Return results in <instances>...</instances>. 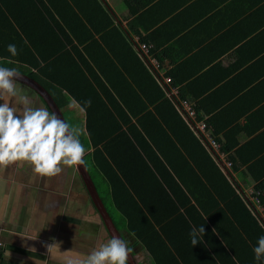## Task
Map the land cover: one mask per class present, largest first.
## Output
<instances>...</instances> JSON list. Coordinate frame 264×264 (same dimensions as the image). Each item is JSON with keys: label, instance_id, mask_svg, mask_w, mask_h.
Segmentation results:
<instances>
[{"label": "trees", "instance_id": "trees-1", "mask_svg": "<svg viewBox=\"0 0 264 264\" xmlns=\"http://www.w3.org/2000/svg\"><path fill=\"white\" fill-rule=\"evenodd\" d=\"M232 1H236L233 10L237 18L225 20L230 12L222 9L225 4L206 13L212 14L211 22L217 24L215 34L220 33L214 40L227 52L246 54L235 68L247 70L220 85L223 90L234 84L239 87L215 103L206 102L209 92L193 80L191 60H186L184 67L177 64L165 71V76L173 79L169 87L151 64V58L161 67L167 64L163 58L167 48L159 53L157 39L164 22L184 23V28L189 27L184 33L200 23V19L185 21L192 14L187 6L151 12L149 7L156 0H124L134 17L125 29L117 24L106 0H25L27 7L23 0H0V13L7 23L0 34V60L10 68H27L28 76L50 92L64 113V101H74L84 109L85 134L94 148L92 159L97 165L101 162L99 170L111 186L110 196L103 198L110 201L106 207L111 215L119 209L126 226L114 221L117 227L122 225L133 233L157 264H190L187 254L178 250L175 239L179 236L183 248L194 245L200 253L208 251L212 264H229L225 253L231 264H264V219L251 198L259 192L264 203V169L255 176L258 183L252 193L231 172L232 167L238 170L247 165L252 170L262 163L252 151L258 141L256 132L263 125L262 121L256 123L260 118L256 106L264 103V0H245L242 6L243 0H228L226 4ZM20 6L27 16L19 14ZM146 17L149 20L144 25ZM141 30L148 34L144 36ZM141 44L150 47L149 57ZM209 67L207 73L222 65L219 61ZM253 72L257 75L248 79V84L238 79ZM172 87L178 89V98ZM180 100L192 105L199 120L206 118L232 161L231 168L220 169L218 158H213L179 111ZM260 108L264 117V107ZM243 118L255 128L248 132L251 140L239 146ZM146 167L148 176L144 175ZM130 172L138 173L137 180L145 182L149 193L136 197L129 191L134 181ZM151 197L168 205L166 215L158 217L159 210L148 206ZM179 219L187 226L184 230ZM198 228L204 231L207 247L194 233ZM2 249L3 243L0 256Z\"/></svg>", "mask_w": 264, "mask_h": 264}, {"label": "crops", "instance_id": "crops-1", "mask_svg": "<svg viewBox=\"0 0 264 264\" xmlns=\"http://www.w3.org/2000/svg\"><path fill=\"white\" fill-rule=\"evenodd\" d=\"M106 1L118 18L117 24L129 29L134 17L130 15L129 8L124 0ZM156 1L157 3H153L149 7L151 12L154 10L160 12L177 11L178 9H173L181 5L182 7H188L186 10L192 13L189 16L198 14L195 21L200 19V23L191 30L184 33L182 31L184 23L168 21L161 26V33L158 34L157 39L161 43V50L167 47L168 49L172 48L168 55L176 61L174 65L180 61L191 60L192 76H195L193 80H197L200 83L198 85H204L205 93L209 92V99L206 102L215 101V103H218L228 96L229 91H236L239 87L238 84L231 85L225 90H223L224 87L221 89L220 85L247 70L243 69L244 66L238 68V70L235 68L241 59H246V54L239 56L234 51L227 52L220 61L223 67L207 73L206 70L210 69L209 65L213 63L212 60L206 59L202 54L199 57L194 56L193 51L188 57H184L185 53H183L192 49L193 46L194 54H197L198 51L203 50L202 45L199 44H209L211 42L205 35L214 33L217 24L209 20L202 21V16H205L204 13H212L225 4L222 9L225 8L224 12L230 11L225 17V20L229 21L239 16L233 10L236 1H232L228 5L226 4L228 0L223 3L221 0ZM115 2L123 3L125 7H117ZM191 2L194 3L188 6ZM248 2L254 3L255 1L248 0ZM244 3L245 0L241 2V6L245 5ZM133 5L135 6L134 2ZM213 5L217 6L213 7ZM23 6L27 7L25 0H23ZM15 7L18 9L17 5ZM19 8V14L26 15V10L21 6ZM149 17L142 20L144 25H146L145 20H149ZM185 21L192 22L193 20L188 18ZM5 27H7V23H5V19L0 13V34ZM146 33H144V36ZM173 36L174 38L175 36L179 37L173 40ZM138 37L134 36L136 41ZM182 37H185L184 41H182ZM45 51L47 52V49ZM255 75L257 74L253 72V74L238 79L248 84V79ZM23 86L30 89V94L27 91L24 92L11 87L8 91L9 94L3 91V97L5 98L0 100L5 104L4 107L0 105V110L3 112V114H0V240L3 243L0 256L2 257L1 264H114V260L118 261V249L115 246V240L104 226L102 215L89 195L87 184L79 170V166L75 163L70 148L68 147L69 151L66 152L64 144H56L50 136V131L55 129L56 126L58 128L56 117L52 115L53 113H50V107L42 99L40 101L39 94L36 91L24 84ZM248 87L255 102V95L250 85ZM12 92L16 95L13 96ZM56 94L58 97L61 96L57 92ZM8 96H11V98H8L11 101L7 100ZM12 103L14 104L13 107L16 108L15 110H12ZM6 107H10V109ZM62 107L66 109L65 113L71 119L78 114L84 115L83 110H78L77 104L72 106L71 103L66 104L64 101ZM256 107H258L257 115L260 116L256 123L262 121L263 125L256 132V140L258 141L255 146L253 145L252 153L256 151L257 155L255 156L257 158L261 157L262 163H259L260 165L252 170H249L247 165H242L238 170L233 167L231 169L240 185L249 193H252L253 188L258 183L255 176H259L262 172L260 170L264 169V117L259 114L262 111L260 107H264V103H260ZM44 118L47 119L48 123L45 124L41 120ZM83 122L85 123V115ZM186 122L188 123V121ZM241 124L244 127L238 135L240 139L239 146L243 145L244 141L251 140L252 136L248 132L255 128L252 127V123L246 122L245 118L241 120ZM188 125L193 130L189 123ZM84 139H88V136L86 135ZM210 153L215 159L214 154ZM89 155L91 156V153ZM225 158H228V154ZM86 160L88 167L91 169L89 157ZM218 165L221 170H224L221 164ZM93 167L101 169V162L100 165L95 164ZM130 174L133 175L132 179L134 181L131 186H128L129 191L136 197L149 193L145 182L142 183L137 180L138 173L130 172ZM144 175L148 176L147 167ZM94 182L98 187V191L101 185L105 190L104 196H110L112 191H110L111 186L109 184L105 189L99 180L94 178ZM99 194L101 195L100 191ZM104 196L101 195L102 199ZM148 206L151 209L159 210L158 217L167 213L168 205L161 201L157 202L152 197ZM148 215L151 217V213ZM240 215L242 214L240 213ZM111 216L114 221H119L126 226V219L123 216L115 213H112ZM194 218L197 220L198 217L195 216ZM179 221L184 230L187 227L186 224L180 219ZM128 231L124 227L121 233L126 243L133 246L132 250L135 251L136 260L140 264H149L147 261L152 257L153 264H157L154 256L141 243H138ZM203 232L198 228L194 233L199 234L207 247L202 235ZM182 238L179 236L175 239V242L178 244L180 253L185 252V255L187 254L190 264H212V260L208 257L211 254L208 251L203 249V252L200 253L198 247L194 245L183 248L184 241ZM225 259L231 264L226 253ZM249 261L246 260V262Z\"/></svg>", "mask_w": 264, "mask_h": 264}, {"label": "rangeland", "instance_id": "rangeland-1", "mask_svg": "<svg viewBox=\"0 0 264 264\" xmlns=\"http://www.w3.org/2000/svg\"><path fill=\"white\" fill-rule=\"evenodd\" d=\"M117 2H115V5H117V7H125V5L122 3H117ZM153 12V11H152ZM210 13H204L203 15H205V16H202L203 18H201L202 19V21H205V20H209V21H213L211 18L209 19V17L212 15H209ZM209 15V16H208ZM191 20H195V19H197L198 18V14H195L194 16H190L189 17ZM164 24H165V22H164ZM195 26V25H194ZM232 27V26H231ZM183 29H182V31H185V30H187V28H184V27H182ZM226 29H228V28H224V30H226ZM217 30V28H215V30H214V33H212V34H210V35H205V37L207 38V39H209L211 42L209 43V44H199V45H202V47H203V50L201 51L202 52V55H204L205 57H206V59H208V60H212V62H219V61H221V58L223 57V55H226L227 54V51H226V49H224V47L225 46H223V48H221V45L217 42V41H215L214 39H216V36L218 37L219 35H220V33L219 34H215V31ZM219 30V29H218ZM222 30V29H221ZM181 33H183V32H181ZM214 34V35H213ZM179 37V36H178ZM173 38V40L175 39V38H177V37H175L174 38V36L172 37ZM184 41V40H183ZM213 43H215L216 44V49L215 48H213ZM161 48H162V46H161V43H160V51H159V53H162V51H164V50H161ZM192 49H193V55L194 56H200V55H198V54H194V47L192 46ZM167 52L169 53V51H170V49H169V51H168V47H167ZM212 52V53H211ZM183 53H185V56L184 57H188V56H190L191 55V53H192V51L191 52H187V51H185V52H183ZM163 58H165L166 59V63L167 64H164L163 63V66L161 67V65H160V67H161V70L162 71H168V69H174L175 67H176V65L177 64H179V66H181V67H184V62L185 61H180L179 63H177V64H175L174 65V63H176V61L173 59V58H171L168 54L166 55V56H164ZM168 59H170L171 60V62L170 63H168ZM218 59V60H217ZM16 66H19V65H17V64H15ZM221 65H222V67H223V64H222V62H221ZM0 66L1 67H4V68H8V69H10V70H12V71H15V72H18V73H20V74H24L25 76H27L28 75V73H27V68H22L21 66V68L19 69V68H16V67H14V66H12V68H10V66H8V65H6V64H4L1 60H0ZM29 77V76H28ZM11 87H13V88H18L19 90H21V91H27L29 94H30V89L29 88H27V87H25V86H23V84H21V83H19V82H16V81H14V80H12V79H10V78H5V77H2V76H0V100H2L3 98H5V97H3V91H6L7 92V94H9L8 93V91L11 89ZM49 87H52V85H50ZM175 89H177V88H175ZM175 89H173V90H175ZM47 90V89H46ZM49 90H51V88H49ZM178 90V89H177ZM48 91V90H47ZM49 92V91H48ZM50 93V92H49ZM6 94V95H7ZM12 94H13V96L14 95H16L14 92H12ZM18 95V94H17ZM56 96H57V94H56ZM58 97V96H57ZM8 98H11V96H8L7 97V100H10L11 101V99H8ZM59 98V97H58ZM39 99H40V101H42L41 100V98H40V96H39ZM5 100V99H4ZM16 101H17V99H16ZM76 104V102H74V101H71V105L72 106H74ZM0 105L2 106V107H4L5 106V104H3L2 102H0ZM13 103H12V105H11V107H12V110H15L16 108L15 107H13ZM58 105V104H57ZM78 106V105H77ZM7 109H10V107H6ZM61 109V108H60ZM78 110H83V112H84V115H85V111H84V109L83 108H81V107H79L78 106ZM46 112H47V110H46ZM61 112H62V114H63V116L65 117V119H66V121H67V124H68V126H69V128H70V131H71V133H72V135H73V137H74V139H75V141H76V143H77V145H78V147H79V149H80V151H81V153H82V155H83V158H84V160H85V163H86V159H87V157H89V163H90V166H91V172H92V175H93V177H92V175H91V173H90V170L88 169V165H87V163H86V166H87V169H88V171H89V173H90V175H91V177H92V179L93 178H95L96 180H99L102 184H103V186L105 187V189H106V186H107V181L104 179V176L102 175V173L100 172V170L99 169H95L94 167H93V165L95 166V163H94V161H93V159H92V154H94V153H92V151H93V145H92V142L90 141V139H89V137H88V139H84V137H86V135L87 134H85L86 133V127H85V123L83 122V119H84V115L83 114H78L79 112L77 111V116L76 117H74V118H70V116L69 115H66L63 111H62V109H61ZM0 114H3V112H2V110H0ZM67 118H68V120H67ZM85 118H86V116H85ZM45 124L46 123H48V121H47V119H41ZM242 120V119H241ZM240 120V121H241ZM57 123H58V120H57ZM208 124V123H207ZM56 125V124H55ZM55 127V126H54ZM58 129V130H57ZM50 136H51V138H52V140L56 143V144H58V143H61V145L62 144H64V147H66V152L67 151H69V149H68V147H71L70 145H69V141H68V139H67V137H66V135L64 134V132H63V130L61 129V127H60V125H59V123H58V128H57V126L55 127V129H52L51 131H50ZM88 136V135H87ZM92 149V150H91ZM91 150V151H90ZM91 153V156L89 155V153ZM73 153V152H72ZM73 155H74V153H73ZM74 157V156H73ZM232 167V166H231ZM231 167H229V168H231ZM96 172H97V174H96ZM94 180V179H93ZM96 187H97V185H96ZM100 193H101V195L102 196H104V192H105V190H104V188L103 187H101V185H100ZM97 190H98V187H97ZM98 191V192H99ZM108 191V190H107ZM100 195V196H101ZM263 195V194H262ZM106 196V195H105ZM102 198V197H101ZM103 200V199H102ZM104 202V201H103ZM109 199H107L106 200V204H109ZM104 204H105V202H104ZM106 204H105V206H106ZM260 204H261V206H264V203L260 200ZM260 206V207H261ZM108 208H109V210L111 211V207L108 205ZM114 213L115 214H117V215H120V211H119V209H117V211H114ZM263 214V212L260 210V214ZM116 225V224H115ZM104 226H105V224H104ZM116 227H117V225H116ZM106 228V227H105ZM118 228V230H119V232H120V234H121V236H122V238H123V241L126 243V241H125V238H124V236H123V234L121 233V230L124 228L122 225H120V226H118L117 227ZM120 228V229H119ZM125 231V230H124ZM128 231V230H127ZM128 233L129 234H131L133 237H135L134 235H133V233H131L130 231H128ZM135 239H136V237H135ZM137 241V240H136ZM138 243H140V242H138ZM115 246H116V248L118 249V251H117V253H118V261H115L114 260V264H130V262H129V260H128V258L126 257V255L124 254V252L122 251V249H121V247L115 242ZM126 246H127V249L130 251V253L132 254V257L136 260V258H135V251H133L132 249H133V246L131 245V246H129L127 243H126ZM137 253V252H136ZM137 261V260H136ZM149 264H153V260H152V257H150L149 259H148V261H147ZM137 263L138 264H140L138 261H137Z\"/></svg>", "mask_w": 264, "mask_h": 264}, {"label": "water", "instance_id": "water-1", "mask_svg": "<svg viewBox=\"0 0 264 264\" xmlns=\"http://www.w3.org/2000/svg\"><path fill=\"white\" fill-rule=\"evenodd\" d=\"M0 76L5 77V78L6 77L10 78L16 82H19L28 87H31L34 91H36L39 94L40 98L47 104V106L50 107L51 111L53 112L56 119L58 120V123L61 129L63 130L64 134L66 135L69 141V145L71 146L69 148L71 152L74 153L73 155L74 161L77 164V166H79V170L85 180V183L87 184L89 195L92 201L94 202L95 206L97 207L98 211L101 213L106 229L113 236L115 242L121 247L122 251L128 258L130 264H138L137 261L132 257V254L130 253V251L127 249L126 243L123 241V238L118 228L116 227L111 214L106 208L97 190L95 182L92 179L87 169L83 155L70 131L67 121L65 117L63 116L60 107L57 105L56 101L52 97V95L37 80H34L31 77L25 76L24 74H20L18 72L12 71L8 68H4L0 66Z\"/></svg>", "mask_w": 264, "mask_h": 264}, {"label": "built area", "instance_id": "built-area-1", "mask_svg": "<svg viewBox=\"0 0 264 264\" xmlns=\"http://www.w3.org/2000/svg\"><path fill=\"white\" fill-rule=\"evenodd\" d=\"M140 48L149 57L148 53L150 47L146 44H141ZM151 64L154 66V69L159 75V79L161 80V82L166 87L171 86L173 80L171 77L165 76V72L161 70L158 60L156 58H151ZM171 89H173V87ZM173 94H175L178 98L177 89L173 90ZM178 109L182 113L186 121H188V123L191 125L199 139L205 144V146L210 150V152L214 154L215 158H218L219 164H221L222 168L226 170L227 167H231L233 165L232 161L225 158L226 153L223 151V144L217 139L213 128L207 124L206 118L199 120L197 118L196 110L187 101L180 100ZM251 198L256 201L255 203L257 209H259V211L261 210L262 212H264V208H262L260 204L259 192L255 196L252 195ZM261 217L264 219V213L261 214ZM1 244L2 241L0 240V245Z\"/></svg>", "mask_w": 264, "mask_h": 264}, {"label": "clouds", "instance_id": "clouds-1", "mask_svg": "<svg viewBox=\"0 0 264 264\" xmlns=\"http://www.w3.org/2000/svg\"><path fill=\"white\" fill-rule=\"evenodd\" d=\"M173 80V79H172Z\"/></svg>", "mask_w": 264, "mask_h": 264}]
</instances>
